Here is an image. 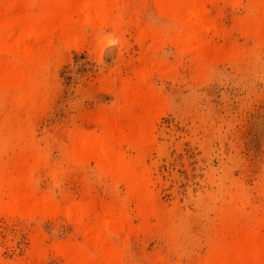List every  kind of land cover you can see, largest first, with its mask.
Segmentation results:
<instances>
[{
    "label": "rangeland",
    "instance_id": "obj_1",
    "mask_svg": "<svg viewBox=\"0 0 264 264\" xmlns=\"http://www.w3.org/2000/svg\"><path fill=\"white\" fill-rule=\"evenodd\" d=\"M123 2L122 20L129 19L120 30L84 29L89 38L76 47L54 41L35 100L0 101V173L39 159L30 181L59 203L89 202L97 209L123 199V184L93 160L74 162L71 133L101 131L99 117L124 123L118 86L138 68H150L146 82L163 104L142 163L156 210L141 222L128 201L134 228L110 239L121 264H205L215 242L231 241L233 231L264 219V28L254 33L240 25L255 17L247 0L205 1L214 28L204 32L197 62L173 45L172 19L158 13L153 0ZM149 26L161 34L145 36ZM156 38H163L159 45ZM134 112L141 119L145 111ZM123 150L135 153L129 144ZM226 212L229 223L221 219ZM85 240L63 211L0 213L1 264H69L60 244L87 247Z\"/></svg>",
    "mask_w": 264,
    "mask_h": 264
},
{
    "label": "bare ground",
    "instance_id": "obj_2",
    "mask_svg": "<svg viewBox=\"0 0 264 264\" xmlns=\"http://www.w3.org/2000/svg\"><path fill=\"white\" fill-rule=\"evenodd\" d=\"M123 1L2 0L0 53H6L11 58H0V101L35 100L44 85L42 64L49 61L48 52L54 41L62 40L65 46L76 47L87 39V32L84 34L87 28L110 26L120 30L123 28L120 25L126 22L124 19H129L128 16L122 20L125 9ZM205 1L208 3L212 0H153L158 13L160 11L172 19L170 36L173 45L181 53H190L197 62L203 59V34L214 28L212 21L205 15ZM247 5L249 10L255 11V17H245L240 25L258 33L264 28V0H247ZM128 21L126 24H136L131 23L132 20ZM138 28L143 30V27ZM149 28V31L145 30L148 31L145 36L152 38L158 34L159 30L156 32L152 27ZM142 34L139 33V36ZM163 38H156V45ZM161 68L157 69L158 73L166 72L165 68ZM149 70L147 67L138 68L133 80L122 81L118 86V105L127 116L124 123L112 125L105 117H99L101 131L71 133L69 148L74 162L93 160L102 172L123 184V199L97 209L89 202L67 200L59 203L50 193H39L30 181L31 172L39 159L28 161L27 164L26 161L20 162L13 173H0V213L51 215L63 211L82 227L86 245L92 250L61 243L60 251L69 264H121V251L112 243L110 236L134 228H131L127 202L134 204V216L137 215L141 222L156 210L149 187V169L142 163L145 151L153 141L152 121L159 114L162 103L146 82ZM136 109L145 111L141 119H137L134 114ZM125 144L135 150L133 155L125 153ZM221 215L224 222L231 221L230 213ZM263 228L264 219L256 220L251 226L233 231L231 241L218 240L211 246L205 264H264Z\"/></svg>",
    "mask_w": 264,
    "mask_h": 264
},
{
    "label": "clouds",
    "instance_id": "obj_3",
    "mask_svg": "<svg viewBox=\"0 0 264 264\" xmlns=\"http://www.w3.org/2000/svg\"><path fill=\"white\" fill-rule=\"evenodd\" d=\"M113 43H115V42L113 41Z\"/></svg>",
    "mask_w": 264,
    "mask_h": 264
}]
</instances>
